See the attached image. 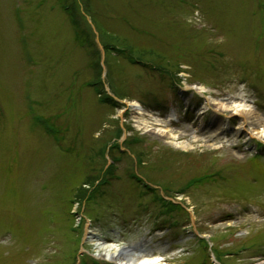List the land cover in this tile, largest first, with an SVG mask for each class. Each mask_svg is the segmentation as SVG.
Listing matches in <instances>:
<instances>
[{
	"label": "rangeland",
	"instance_id": "374dc122",
	"mask_svg": "<svg viewBox=\"0 0 264 264\" xmlns=\"http://www.w3.org/2000/svg\"><path fill=\"white\" fill-rule=\"evenodd\" d=\"M234 106L264 118V0H0V264H264Z\"/></svg>",
	"mask_w": 264,
	"mask_h": 264
},
{
	"label": "bare ground",
	"instance_id": "6f19581e",
	"mask_svg": "<svg viewBox=\"0 0 264 264\" xmlns=\"http://www.w3.org/2000/svg\"><path fill=\"white\" fill-rule=\"evenodd\" d=\"M200 91H204V87H199ZM133 105L139 106V103L135 101ZM245 107H232L231 111L235 114L237 113L241 119L240 123H247L250 126V129L259 133V135L264 136V118H259V116L254 115V112H246ZM220 118H217V122ZM141 123L146 124L148 123L145 119H141ZM220 123V122H219ZM221 126L219 125L215 130L217 131ZM170 132V131H164ZM167 135V134H164ZM96 180V177H94ZM99 178V175H98ZM97 178V179H98ZM93 243V242H92ZM95 245V253L94 255L110 259L116 261L117 264H159L162 260L160 257L154 254L153 249L145 244L139 243H132L123 246H117L115 244H108V243H99ZM115 263V262H114ZM115 263V264H116Z\"/></svg>",
	"mask_w": 264,
	"mask_h": 264
},
{
	"label": "trees",
	"instance_id": "16d2710c",
	"mask_svg": "<svg viewBox=\"0 0 264 264\" xmlns=\"http://www.w3.org/2000/svg\"><path fill=\"white\" fill-rule=\"evenodd\" d=\"M110 100V104L115 105L116 106V102L114 100H111L109 97H107Z\"/></svg>",
	"mask_w": 264,
	"mask_h": 264
}]
</instances>
